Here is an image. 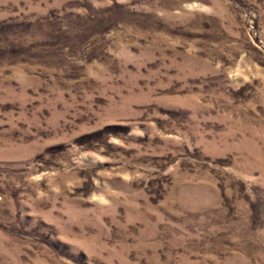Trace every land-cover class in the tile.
I'll return each instance as SVG.
<instances>
[{"label": "rangeland", "instance_id": "374dc122", "mask_svg": "<svg viewBox=\"0 0 264 264\" xmlns=\"http://www.w3.org/2000/svg\"><path fill=\"white\" fill-rule=\"evenodd\" d=\"M0 264H264V0H0Z\"/></svg>", "mask_w": 264, "mask_h": 264}]
</instances>
